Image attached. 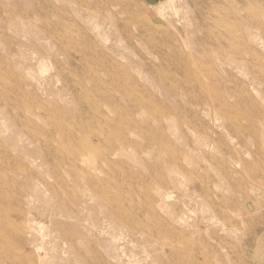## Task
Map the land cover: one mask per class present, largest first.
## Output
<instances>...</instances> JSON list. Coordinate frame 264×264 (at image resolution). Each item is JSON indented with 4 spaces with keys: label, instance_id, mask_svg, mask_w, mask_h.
<instances>
[{
    "label": "rangeland",
    "instance_id": "rangeland-1",
    "mask_svg": "<svg viewBox=\"0 0 264 264\" xmlns=\"http://www.w3.org/2000/svg\"><path fill=\"white\" fill-rule=\"evenodd\" d=\"M0 264H264V0H0Z\"/></svg>",
    "mask_w": 264,
    "mask_h": 264
}]
</instances>
